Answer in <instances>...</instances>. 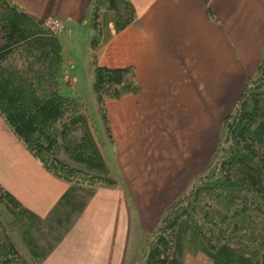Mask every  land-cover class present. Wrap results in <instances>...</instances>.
I'll return each instance as SVG.
<instances>
[{
    "label": "crops",
    "instance_id": "0c3cea01",
    "mask_svg": "<svg viewBox=\"0 0 264 264\" xmlns=\"http://www.w3.org/2000/svg\"><path fill=\"white\" fill-rule=\"evenodd\" d=\"M39 21L63 19L66 94L87 102L94 137L117 179L92 188L68 228L39 250L38 264H128L134 246L208 165L263 53L264 0H129L135 18L93 50L91 0H10ZM59 35V34H58ZM98 64L131 66L137 91L104 103L93 94ZM96 125L100 135L97 134ZM111 156V160L109 159ZM0 184L42 222L71 183L50 173L0 116ZM132 243V245H131Z\"/></svg>",
    "mask_w": 264,
    "mask_h": 264
},
{
    "label": "trees",
    "instance_id": "16d2710c",
    "mask_svg": "<svg viewBox=\"0 0 264 264\" xmlns=\"http://www.w3.org/2000/svg\"><path fill=\"white\" fill-rule=\"evenodd\" d=\"M134 18L129 0H91L90 47L96 50L111 28L117 32ZM92 64L91 88L109 131L104 103L137 91L134 71L98 64L95 54ZM63 66L57 34L12 1L0 0V116L50 173L72 183L54 208L51 227L66 222L84 202L75 195L80 185L71 177L78 169L59 158L61 150L83 167L88 180L117 183L83 99L62 92ZM41 222L0 184V264H31L9 233L16 225L32 264H38L42 254L30 230ZM144 242L148 250L142 264H182L185 248L203 252L212 264H264V42L255 74L223 118L208 165L165 208Z\"/></svg>",
    "mask_w": 264,
    "mask_h": 264
},
{
    "label": "rangeland",
    "instance_id": "374dc122",
    "mask_svg": "<svg viewBox=\"0 0 264 264\" xmlns=\"http://www.w3.org/2000/svg\"><path fill=\"white\" fill-rule=\"evenodd\" d=\"M45 24V23H44ZM46 25V24H45ZM47 26V25H46ZM48 27V26H47ZM51 29V28H50ZM69 29V28H68ZM52 31H54L53 29H51ZM55 32V31H54ZM57 34V36L59 37V40H60V37L61 34L60 33H63V32H55ZM59 34V35H58ZM61 41V40H60ZM62 44V43H61ZM65 73H67V71L64 70V66H63V77L62 79L65 77ZM93 73V72H92ZM64 80V79H63ZM63 86H64V81H63ZM62 92L65 93V90L62 89ZM94 94V93H93ZM77 96H80L82 99H83V103L85 105V108H86V111L88 112L89 116H90V113H89V109H88V106H87V102L86 100L84 99L83 96L81 95H77ZM95 96V95H94ZM234 109V108H233ZM90 119H91V128H92V132H93V135L95 133L94 131V125H93V120H92V117L90 116ZM109 128V127H108ZM96 129H97V134L98 136L100 135L99 133V129H98V126L96 125ZM107 133H109V131H107ZM95 136V135H94ZM59 158L65 160L67 163H69L71 166H73L74 169H78L76 171H74L75 173L71 175L72 178H75L76 181H78L76 184L77 185H80L82 188L85 189V192H80L82 193L81 195L82 196H87L88 195V192L92 189V188H96V187H115L117 186V183L115 186H106V185H100V184H97V183H94L92 180H88V174L86 175L84 173V170L83 167L79 164H76L73 160H71L66 154H64V152L61 150L58 154ZM111 156H109V159L111 160ZM211 159V158H210ZM210 161V160H209ZM209 163V162H208ZM70 166V167H71ZM110 172V175L115 178V174L113 175L111 173V171L109 170ZM116 182H117V179L115 178ZM192 182V181H191ZM72 184V183H71ZM187 190V189H186ZM185 190V191H186ZM183 191V193L185 192ZM182 194V193H181ZM180 194V195H181ZM179 195V196H180ZM178 196V197H179ZM177 197V198H178ZM176 198V199H177ZM175 199V200H176ZM174 202V200L172 201ZM171 202V203H172ZM170 203V204H171ZM169 204V205H170ZM165 210V209H164ZM162 216V214H161ZM5 217H7L8 219H10L11 217L9 216V214H6L5 213ZM161 219V217H160ZM160 221V220H159ZM159 223V222H158ZM68 225L69 223L67 222H64L62 223L60 226H56V225H53L51 227L50 225V222L48 223L47 221H44V222H41L39 223V225H37L36 227H32L31 228V233L33 235V237L35 238V240L40 244V246L42 247V249H45L47 247L46 244L48 243H52L54 242L57 237L59 235H61L67 228H68ZM158 225V224H157ZM156 225V226H157ZM35 226V225H34ZM16 228H13V229H10L9 230V233L11 234L12 238L15 240V243L18 247V250L19 252L23 255V257L31 262L32 264V260L31 258H29V254L27 253V248L23 242V238H21L20 236V230L17 228V225L15 226ZM156 228V227H155ZM155 228L152 230L154 231ZM151 231V232H152ZM150 232V233H151ZM150 233L148 234H145L144 237H143V240L141 243L135 245L133 248V250H131L130 254H129V258H128V264H142L143 263V260H144V257H145V254L147 253V250H148V247L146 246L145 244V237H147ZM59 238V237H58ZM132 245V243H131ZM251 247H248L247 249H249ZM246 249V250H247ZM252 249V248H251ZM182 264H212L211 260L207 257V255H205L203 252L201 251H197V252H193V250H190L188 248H185V251L183 253V259H182Z\"/></svg>",
    "mask_w": 264,
    "mask_h": 264
},
{
    "label": "built area",
    "instance_id": "2783aa9c",
    "mask_svg": "<svg viewBox=\"0 0 264 264\" xmlns=\"http://www.w3.org/2000/svg\"><path fill=\"white\" fill-rule=\"evenodd\" d=\"M44 23L55 32L69 31L67 23L58 17H48L45 19Z\"/></svg>",
    "mask_w": 264,
    "mask_h": 264
}]
</instances>
